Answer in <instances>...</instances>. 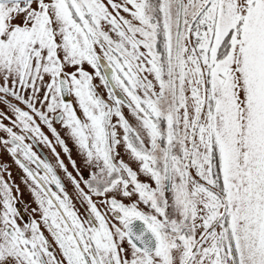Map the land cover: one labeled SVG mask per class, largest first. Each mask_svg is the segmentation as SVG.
<instances>
[{"label":"snow or ice","instance_id":"snow-or-ice-1","mask_svg":"<svg viewBox=\"0 0 264 264\" xmlns=\"http://www.w3.org/2000/svg\"><path fill=\"white\" fill-rule=\"evenodd\" d=\"M0 148V264H264V0H0Z\"/></svg>","mask_w":264,"mask_h":264},{"label":"flooded vegetation","instance_id":"flooded-vegetation-1","mask_svg":"<svg viewBox=\"0 0 264 264\" xmlns=\"http://www.w3.org/2000/svg\"><path fill=\"white\" fill-rule=\"evenodd\" d=\"M125 114L129 118L130 122L134 123V120L131 118L130 114L125 109ZM5 125L9 124L8 120L2 121ZM39 123V121H37ZM53 126L57 129L62 139L65 140L66 146L69 148V153H65L63 148L55 142V138L51 135L50 131L46 126L42 125V131L46 135H48L49 139L53 141V146L56 148V152L59 154V158L62 159L65 165L68 167V171L72 173L73 176L77 175L76 170L71 166V162L69 160V155L72 160L76 161L77 167L81 169V171L87 175V170L83 165V158L79 153L78 148L76 147L74 141L68 136L67 130L62 128L59 123L54 121ZM34 151L37 152L38 155L41 156L42 159H46L50 162L54 168H56L57 174L60 176L62 183L65 185L66 190L68 191L70 196L74 197V187L71 182L68 180L66 174L57 167V157L53 152L45 147L44 145L34 146ZM122 151V149H121ZM127 159V157H125ZM34 167V166H32ZM0 176L10 184L12 187V195L16 197V207L20 212V219L18 222H29L32 219V209L36 207V204L33 201V197L29 190V184L25 183L27 180L26 174L22 169L16 165L14 159L8 154L3 148H0ZM143 179V178H142ZM19 189V191H17ZM74 203L77 208H80L79 201L74 199ZM27 209V211H25ZM83 209L81 208V212Z\"/></svg>","mask_w":264,"mask_h":264}]
</instances>
